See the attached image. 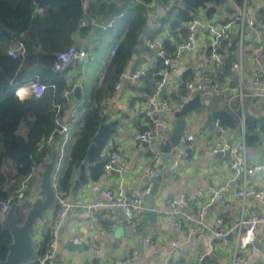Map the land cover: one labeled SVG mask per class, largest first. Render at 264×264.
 <instances>
[{
    "label": "crops",
    "instance_id": "crops-1",
    "mask_svg": "<svg viewBox=\"0 0 264 264\" xmlns=\"http://www.w3.org/2000/svg\"><path fill=\"white\" fill-rule=\"evenodd\" d=\"M137 1H104L103 13L89 24L87 31L84 34H74L72 44L86 51L88 61L76 62L71 68L61 71L65 86L71 88V93L69 100L62 103L60 119L62 123L68 124L70 131L65 141L62 137L57 139L45 161L48 162L51 153L57 151L56 164L60 165L53 176L55 187L69 161L70 150L80 132L83 116L91 107L90 94L102 83L104 68L124 37L128 14L134 5H142L140 0ZM182 1L152 0L149 4L143 26L146 33L138 40L143 29L141 30L137 45L131 50L121 76L99 104L100 120L104 116V124L110 125L104 128L99 137L101 144L97 146V156L93 160L88 158V163L83 164L84 156L74 169L65 197L70 204L77 206L93 202L105 203L103 192L106 190L138 195L150 184L151 191L144 199L146 206L163 207L169 198L184 194L190 201L191 210L183 208V211L194 218L207 201L208 187L223 188L224 200L212 203L202 211L205 233L201 239L180 234L169 224L165 215L151 213L147 210L148 207L133 217L135 225L125 222L119 208H97L95 215H107L108 224L114 225V229L109 230L101 222H93L90 215L82 214L74 206L60 224L57 258L50 264H119L129 256L133 257V264H163L166 253L172 249V241L180 244V250L175 253L172 264H199L204 256L209 258L206 264H233L236 252L235 235L231 233L216 242L209 240V233L214 228L216 219L223 218L234 222L253 212L264 215V205L256 197L247 195L243 203L232 197L233 192L243 188L244 180L229 169L230 160L227 155L210 154L209 148L216 142L217 137L211 133V126L206 123L207 115L212 111L230 112L237 126L235 129H228V140L241 151L245 150L249 164L264 163V97L256 94L260 89L264 90V0H249L248 15L257 24L242 29L235 24L230 30V38L219 46L223 59L221 70H216L207 57L210 36L202 29L195 28L194 49L181 52L172 70L159 74L164 71L161 59L156 51L146 46V40L155 38L162 41L166 55L175 52L176 41L184 36V31L180 30L184 24L173 29L172 22L175 18L168 13L172 11L174 4L180 6ZM204 4L193 15L200 22L221 23L230 19L235 11L231 0H207ZM150 17L152 21H148ZM146 25H150L151 29ZM104 26L105 30L102 29ZM164 42L173 47V52L166 51ZM225 61L230 65L229 74L220 77L217 73L224 70ZM236 63L240 66L239 70L233 67ZM137 70L145 71L146 76L138 80L130 79L131 74ZM38 72V69H31L23 82L15 85L14 89L25 83L28 86L32 78H37ZM200 73L216 82L221 91H204L195 95L199 97L200 111L186 114V124L181 135L192 136V142L187 147L190 153L174 148L167 153L161 150L168 142L178 119L174 117L175 111L159 115L167 130L161 129L156 139L149 144H143L146 146L138 145L134 141V133L148 126L143 115L146 100L167 99L173 107L176 102L182 106L180 96L185 83ZM157 76L162 82L160 87L155 86ZM255 77L261 78L258 86L253 84ZM161 88L165 89V95L159 97ZM100 120L96 133L101 124ZM246 126H249V131H246ZM111 152H116L117 155L114 169L105 172L103 163ZM155 154L160 157L161 172L154 186L156 177H151L149 167ZM42 171L43 167L37 168L27 182L29 203L39 197ZM245 188L248 192L256 190L264 194V170L248 176ZM53 211L54 207L50 208L44 213V218L36 222L32 233L33 246L38 243L45 221L50 219ZM74 239H79L85 245L84 249L79 252L70 251L67 243ZM92 248L97 252L93 253ZM241 254L245 255V260L240 264H264V224L257 225L254 240Z\"/></svg>",
    "mask_w": 264,
    "mask_h": 264
},
{
    "label": "trees",
    "instance_id": "trees-1",
    "mask_svg": "<svg viewBox=\"0 0 264 264\" xmlns=\"http://www.w3.org/2000/svg\"><path fill=\"white\" fill-rule=\"evenodd\" d=\"M104 1L92 0L85 6L82 0H0V202L5 201L23 180L31 179L37 167H42L49 158L54 143L62 137L54 134L57 129L55 105H61V115L64 101L60 94L66 86L63 73L54 72L52 66L57 55L73 43L74 34H84L90 27L89 22L103 13ZM140 1L142 5H134L128 14L124 37L104 68L102 83L90 94L91 107L83 116L69 161L56 181V189L63 196L69 189L74 169L83 160L97 131L99 104L121 76L145 25L152 0ZM205 2L207 0H183L180 6L174 4L168 13L175 18L172 28L193 20V15ZM38 7L42 9L40 14L34 13ZM184 25L180 30L184 31ZM18 43L23 47V54L11 58L8 50ZM164 46L166 51L173 52L168 42H164ZM31 69L39 70L33 81L45 88L39 97L32 95L21 103L13 95V90ZM159 78H155L156 83ZM249 129L246 126V131ZM53 134L54 142L46 143ZM100 144L99 140L90 160L97 156ZM23 194L24 200L17 204L15 211L19 224L29 208L27 186ZM47 241L48 234L44 232L33 246V255L42 253ZM10 242V233L0 226V262L6 257ZM27 264H33V260Z\"/></svg>",
    "mask_w": 264,
    "mask_h": 264
},
{
    "label": "built area",
    "instance_id": "built-area-1",
    "mask_svg": "<svg viewBox=\"0 0 264 264\" xmlns=\"http://www.w3.org/2000/svg\"><path fill=\"white\" fill-rule=\"evenodd\" d=\"M83 4L86 6L92 0H82ZM139 1V0H138ZM137 1V2H138ZM234 5V14L230 19L223 21L221 23L213 24L210 22H200L196 19L188 21L184 25V36L176 41L175 52L171 55H166L162 41H158L155 38H150L146 40V46L156 51L157 55L161 59V64L164 68L159 74H165V70H172V67L175 63L176 58L181 52L191 51L195 47V36L194 29L200 28L210 36V42L207 49V57L212 62L216 70H221L223 67V59L219 53V46L227 41L230 38V30L236 24L240 26V29L243 27H254L257 23L249 17V0H241L239 3L237 0H231ZM42 12L41 8H35L34 13L40 14ZM94 20H91L89 24L91 25ZM259 25H262L258 21ZM84 24V23H82ZM148 29H151L150 25H146ZM103 30L106 29V26L102 27ZM179 31V29H177ZM23 54V47L20 43L15 44L14 47L8 50V55L11 58H16ZM88 56L84 49L77 47L75 44H71L64 51L60 52L56 61L52 66L54 72H61L71 68L76 62H87ZM235 69H240L239 64H233ZM145 71H134L130 79L138 80L143 76H146ZM32 78L28 84L31 89L35 86L37 89H40L39 96L44 91V86L37 84L33 81ZM161 81L157 82V87H160ZM253 84L258 86L261 84V78L255 77L253 79ZM204 91H221L220 86L211 81L204 74H196L193 78L189 79L185 83L184 91L180 96V104H184L190 99H192L196 94ZM71 88H66L62 90L60 97L64 102L68 101L70 98ZM257 95L264 97V90L260 89ZM31 95L37 96L35 91L31 92ZM56 117L55 123L57 129L54 134L62 136L64 141L69 136L70 128L68 124L61 122L59 111L61 109L60 104L55 105ZM175 111L174 107L169 103L167 99H162L156 101L154 98L146 100L143 115L146 119L148 126L144 129H141L134 133V141L138 145L149 144L154 139H156L160 133L161 129H166L163 123L159 119V115L163 112L173 113ZM211 133L217 137L216 142L209 148V152L212 155H227L229 157V169L235 176H241L244 180V186L241 190L235 191L232 193V197L240 202H244V199L247 195H252L256 197L264 205V194L261 191L251 190L247 191L245 188V180L248 176L264 170V163L249 164L245 150L241 151L238 147L232 145L228 140V128L220 125L217 121L211 123ZM49 137L46 143H53V136ZM264 136V130L262 132ZM192 142V136H185L180 138V144L186 148L188 144ZM185 154V153H184ZM116 152H111L107 159L103 163V170L108 172L114 169V164L116 161ZM59 163L55 165V172L59 169ZM39 168V166L37 167ZM151 177H158L161 172L160 167V157L158 154L153 155L150 167H149ZM29 178H26L19 184L18 188L13 191L8 198L0 202V220L8 212L12 204H20L24 200V191L26 190L27 182ZM54 182V179H53ZM55 192V202H54V211L50 219L45 221L44 232L48 234V241L45 244V249L42 253L35 254L32 257L33 264H50L54 262L57 258V237L58 229L65 215L71 210L74 206L68 202L65 196L59 193L53 184ZM223 188H212L208 187L207 201L201 210L197 213V216L191 217L186 212L183 211V208L186 210H191L190 201L186 195L181 194L179 197L169 198L163 205V207L149 206L147 210L151 213L165 215L169 221V224L173 226L178 232L184 236L189 237L190 235L195 236L197 239H201L205 233V225L203 222V210L215 202H222L224 196L222 193ZM151 191V185L148 184L140 194L138 195H126L122 191L113 192L111 190H106L103 192V195L106 199L105 203L102 202H93L90 204H85L82 206H77L79 211L82 214L90 215L93 222H101L104 225V228L113 230L114 225L108 224L107 215L103 214L100 216L95 215L96 209L103 207L107 210L112 208L121 209L125 222L129 225H135L133 217L137 214L144 212L146 209L145 206V197L149 195ZM264 224V215H261L258 212L251 213L248 217H241L238 221H229L224 220L223 218H217L215 221L214 228L209 233V240L212 242L219 241L229 234L233 233L236 239V252L233 257V264H240L244 262L245 255L241 252L246 248V246L254 240L256 235L257 225ZM40 240V239H39ZM75 242L80 243L79 239H74ZM172 249L166 253L163 264H172L173 258L176 252L180 250V244L177 241H172ZM92 252L96 253L97 250L92 248ZM119 264H133V257L129 256L125 258ZM194 264V263H191Z\"/></svg>",
    "mask_w": 264,
    "mask_h": 264
},
{
    "label": "water",
    "instance_id": "water-1",
    "mask_svg": "<svg viewBox=\"0 0 264 264\" xmlns=\"http://www.w3.org/2000/svg\"><path fill=\"white\" fill-rule=\"evenodd\" d=\"M153 17V16H151ZM148 21H152V18ZM149 23V22H148ZM146 28H144L139 35L138 40H140L143 34L146 33ZM230 70V65L228 61H225L224 70L217 73L218 76L228 75ZM78 88L76 89V91ZM165 95V89L161 88L159 97ZM175 112L174 117L178 118L174 124L173 130L169 136L168 142L161 148L162 152L167 153L171 148L190 153L189 148H186L180 144V138L185 128V117L187 113L195 112L199 113V97L194 96L193 99L187 101L186 103L179 105L176 102L174 106ZM105 117L103 116L100 120L99 130L94 136L92 143L89 145L83 164L88 163V158L92 150L96 146V142L99 140L101 133H103L104 128L108 127L104 124ZM217 121L220 125L232 130L237 126L236 120L233 115L226 110H216L212 111L207 115V125L211 126V123ZM146 146V145H143ZM57 160V151L51 153V157L48 162L43 164V171L41 173V180L39 184L38 198L33 202L29 203V208L26 211L24 220L22 223H18L15 211L18 207L16 204H12L8 212L0 220V226L3 227L10 233L11 242L8 246V251L6 257L0 264H27L31 261L33 257V228L37 221L44 218V213L50 208L54 207L55 202V192L53 187V176L55 173V165ZM159 177L154 178V186L158 182ZM153 186V191H154ZM146 206V204H145ZM149 207V206H146ZM68 249L70 251H81L84 249L85 245L75 241H69L67 243ZM208 256H204L199 264H206Z\"/></svg>",
    "mask_w": 264,
    "mask_h": 264
},
{
    "label": "clouds",
    "instance_id": "clouds-1",
    "mask_svg": "<svg viewBox=\"0 0 264 264\" xmlns=\"http://www.w3.org/2000/svg\"><path fill=\"white\" fill-rule=\"evenodd\" d=\"M32 91H35L37 96H39L40 89H37L35 86L30 89L27 85L17 88L15 96L19 102L23 103L27 98H29Z\"/></svg>",
    "mask_w": 264,
    "mask_h": 264
},
{
    "label": "rangeland",
    "instance_id": "rangeland-1",
    "mask_svg": "<svg viewBox=\"0 0 264 264\" xmlns=\"http://www.w3.org/2000/svg\"><path fill=\"white\" fill-rule=\"evenodd\" d=\"M26 84H27V83L23 84V86H25ZM16 89H17V88H16ZM16 89H14L13 94L15 93Z\"/></svg>",
    "mask_w": 264,
    "mask_h": 264
}]
</instances>
